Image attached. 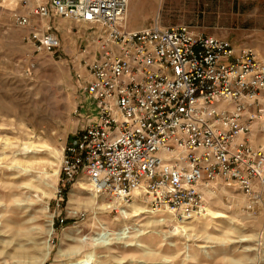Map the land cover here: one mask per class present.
Returning a JSON list of instances; mask_svg holds the SVG:
<instances>
[{
  "label": "built area",
  "instance_id": "1",
  "mask_svg": "<svg viewBox=\"0 0 264 264\" xmlns=\"http://www.w3.org/2000/svg\"><path fill=\"white\" fill-rule=\"evenodd\" d=\"M12 13L25 40L62 49L61 17L87 27L71 57L79 125L60 162L64 184L84 175L92 189L190 219L206 212L204 187L231 182L249 201L264 195V57L256 47L189 24L128 27L129 0H23Z\"/></svg>",
  "mask_w": 264,
  "mask_h": 264
},
{
  "label": "rangeland",
  "instance_id": "2",
  "mask_svg": "<svg viewBox=\"0 0 264 264\" xmlns=\"http://www.w3.org/2000/svg\"><path fill=\"white\" fill-rule=\"evenodd\" d=\"M22 2L0 0V264H264V195L250 207L234 183H213L204 193L215 213L183 219L151 212L143 197L118 203L85 189L84 175L64 184L60 162L79 125L76 111L94 109L70 66L87 27L42 21L62 49L38 52L25 40L29 29L12 22ZM127 22L189 24L264 57V0H129Z\"/></svg>",
  "mask_w": 264,
  "mask_h": 264
},
{
  "label": "bare ground",
  "instance_id": "3",
  "mask_svg": "<svg viewBox=\"0 0 264 264\" xmlns=\"http://www.w3.org/2000/svg\"><path fill=\"white\" fill-rule=\"evenodd\" d=\"M8 140V139H7ZM29 145L31 146V147H33L34 145H35V142L34 141H31V142H29ZM29 151V150H28ZM27 163H29V162H27ZM85 180V179H84ZM88 183H86V182H83L82 180H81V182H80V185H82V187L83 188H85V189H87L89 186H91V184L89 183V181H87ZM86 185V186H85ZM88 185V186H87ZM208 185H206L205 187H207ZM205 190H207V192H208V194H211L212 193V191H211V189H207V188H205ZM96 196V194L95 193H93V195H92V198L93 197H95ZM98 196V195H97ZM115 201H117V200H115ZM118 202V201H117ZM119 203V202H118ZM139 205V204H138ZM108 206V205H107ZM150 211L151 212H153V213H156V211H155V209H151L150 208ZM157 211H160L161 213H164V212H166V213H170L172 216H174L175 217V215H173L172 213H171V211H169V210H157ZM215 212L212 210V209H210V208H206V212H204V213H202L201 214V216L202 217H205L206 218V216H208V215H210V214H214ZM177 217V216H176ZM201 218V217H200ZM184 219V218H183ZM163 220H164V218H163ZM183 221V220H182ZM169 222H171L172 223V220L170 221L169 220ZM168 221H167V223H169ZM188 223V222H187ZM176 227V226H175ZM98 236H99V234H98ZM47 247V246H46ZM48 253H49V250H46L45 251V255H44V259H43V261L47 258V255H48ZM42 261V262H43Z\"/></svg>",
  "mask_w": 264,
  "mask_h": 264
}]
</instances>
